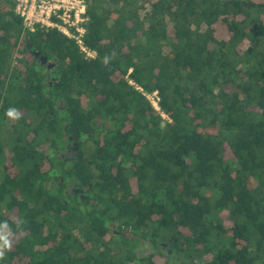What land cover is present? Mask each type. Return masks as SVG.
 Instances as JSON below:
<instances>
[{
    "label": "trees",
    "instance_id": "1",
    "mask_svg": "<svg viewBox=\"0 0 264 264\" xmlns=\"http://www.w3.org/2000/svg\"><path fill=\"white\" fill-rule=\"evenodd\" d=\"M86 2L0 0V264H264V0Z\"/></svg>",
    "mask_w": 264,
    "mask_h": 264
},
{
    "label": "built area",
    "instance_id": "2",
    "mask_svg": "<svg viewBox=\"0 0 264 264\" xmlns=\"http://www.w3.org/2000/svg\"><path fill=\"white\" fill-rule=\"evenodd\" d=\"M14 1L16 2V12L24 18L25 25L31 30H34L37 24L58 28L67 36L77 40L88 55L92 56L94 54L84 46L83 42V36L86 33L84 23L88 19L86 17V0ZM152 101L158 108L156 97Z\"/></svg>",
    "mask_w": 264,
    "mask_h": 264
},
{
    "label": "water",
    "instance_id": "3",
    "mask_svg": "<svg viewBox=\"0 0 264 264\" xmlns=\"http://www.w3.org/2000/svg\"><path fill=\"white\" fill-rule=\"evenodd\" d=\"M36 55L37 56H40V59H41V61H42L43 64H46L47 62H49L48 56L41 55V53H37ZM53 66H55L54 63L52 64V63L49 62L48 68L50 69V67H53Z\"/></svg>",
    "mask_w": 264,
    "mask_h": 264
},
{
    "label": "rangeland",
    "instance_id": "4",
    "mask_svg": "<svg viewBox=\"0 0 264 264\" xmlns=\"http://www.w3.org/2000/svg\"><path fill=\"white\" fill-rule=\"evenodd\" d=\"M155 97V94L154 95H150V99L153 100ZM157 106V105H156ZM159 108V107H158ZM14 241H16V238H14ZM4 247V244L3 242L0 240V249Z\"/></svg>",
    "mask_w": 264,
    "mask_h": 264
},
{
    "label": "clouds",
    "instance_id": "5",
    "mask_svg": "<svg viewBox=\"0 0 264 264\" xmlns=\"http://www.w3.org/2000/svg\"><path fill=\"white\" fill-rule=\"evenodd\" d=\"M12 113H10V115H11Z\"/></svg>",
    "mask_w": 264,
    "mask_h": 264
},
{
    "label": "flooded vegetation",
    "instance_id": "6",
    "mask_svg": "<svg viewBox=\"0 0 264 264\" xmlns=\"http://www.w3.org/2000/svg\"><path fill=\"white\" fill-rule=\"evenodd\" d=\"M53 71V69H51Z\"/></svg>",
    "mask_w": 264,
    "mask_h": 264
}]
</instances>
